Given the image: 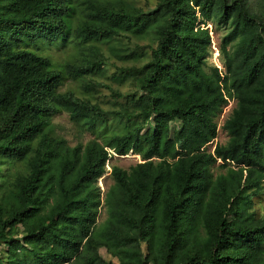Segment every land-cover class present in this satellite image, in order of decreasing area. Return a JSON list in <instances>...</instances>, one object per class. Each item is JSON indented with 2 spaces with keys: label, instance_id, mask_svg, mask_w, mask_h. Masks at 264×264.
Listing matches in <instances>:
<instances>
[{
  "label": "trees",
  "instance_id": "16d2710c",
  "mask_svg": "<svg viewBox=\"0 0 264 264\" xmlns=\"http://www.w3.org/2000/svg\"><path fill=\"white\" fill-rule=\"evenodd\" d=\"M207 21L226 30L224 70L209 73ZM123 34L155 47L113 76L138 89L115 123L58 93L63 70L35 51L74 43L95 61L68 65L73 78L103 74L99 46L135 57L112 45ZM231 100L228 140L208 152ZM62 112L100 141L68 146L50 124ZM128 155L141 162L114 167L103 194L106 165ZM15 164L0 185V264H264V220L249 212L264 183V0H0V166Z\"/></svg>",
  "mask_w": 264,
  "mask_h": 264
},
{
  "label": "rangeland",
  "instance_id": "374dc122",
  "mask_svg": "<svg viewBox=\"0 0 264 264\" xmlns=\"http://www.w3.org/2000/svg\"><path fill=\"white\" fill-rule=\"evenodd\" d=\"M124 1L142 8L155 5V0ZM206 24L211 37V43L204 69L208 73L212 67L224 70L220 46L226 30L214 21H207ZM112 45L117 51H121L123 55L139 56V58L136 59L134 57L124 61L118 60L109 52L108 47L99 46L103 74L89 73V75L77 79L73 78V72L68 68V65L81 67L86 65V61H95L94 57L85 48L78 47L72 43L66 46L61 44L53 46L39 45L35 47V51L48 57L53 64L63 70V80L62 84L57 89L58 93L70 92L81 101H87L91 104L98 105L107 113L108 119L113 120V123H115L114 119L117 118V113L122 111L124 107H130L128 104L129 99L131 96L138 95V89L134 82L126 81L124 83H119L114 80L113 76L118 77L129 68H142L151 60V50L155 47V43L150 38H140L131 34H123L119 36ZM235 107L236 101L231 100L216 117L217 136L212 143L206 146V151L212 152L216 144H226L228 136L222 130V125ZM50 124L53 133L63 138L70 147H75L78 144L85 145L95 139L100 141V139L93 134L84 132L74 125L65 112L52 117ZM140 162V157L137 155H128L125 157L113 156L105 167V174L98 179L96 186L105 194L114 183L111 175V171L114 167L129 171L131 167ZM219 165L220 161H218L217 165L213 168L214 173L218 174L224 172L223 169H220ZM0 167H3L0 173V185L11 180L14 177L13 174L17 172V169L22 171L24 168L19 166V164ZM249 198L252 202V207L249 212L253 213L256 220H264V183L261 188L251 191ZM105 218V209L102 207L99 214V223H102ZM20 235L21 231H19L17 236L20 237ZM4 249V247L0 248L2 251ZM101 254L106 259L108 258L103 251H101Z\"/></svg>",
  "mask_w": 264,
  "mask_h": 264
}]
</instances>
